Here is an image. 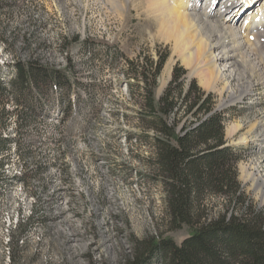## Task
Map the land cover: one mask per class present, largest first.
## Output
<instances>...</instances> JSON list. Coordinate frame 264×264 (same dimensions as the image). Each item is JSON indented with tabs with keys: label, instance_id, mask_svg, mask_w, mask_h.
<instances>
[{
	"label": "rangeland",
	"instance_id": "374dc122",
	"mask_svg": "<svg viewBox=\"0 0 264 264\" xmlns=\"http://www.w3.org/2000/svg\"><path fill=\"white\" fill-rule=\"evenodd\" d=\"M142 1L0 0V81L13 76L11 64L27 60L69 79L67 87L32 92L31 101L0 95V139L10 140L0 148V264H124L134 241L153 236L179 245L189 236L186 226L169 227L165 192L152 166L154 134L139 120L144 83L134 75L144 68L152 84L164 54L156 99L175 67L185 71L181 96L173 90L178 99L168 123L177 121V130L197 124L202 115L188 113L183 101L194 82L226 118L225 145L240 155L244 205L264 217L262 189L244 178L251 172L264 181V138L239 142L250 124L264 128V87L258 82L236 103L204 87L158 38L154 17L138 6ZM253 37L264 47V29L247 37L251 44ZM233 124L240 129L227 135Z\"/></svg>",
	"mask_w": 264,
	"mask_h": 264
},
{
	"label": "trees",
	"instance_id": "16d2710c",
	"mask_svg": "<svg viewBox=\"0 0 264 264\" xmlns=\"http://www.w3.org/2000/svg\"><path fill=\"white\" fill-rule=\"evenodd\" d=\"M166 58L167 54L160 55L155 63L152 84L146 69L134 75L144 83L139 120L154 134L152 166L165 192L169 227L186 226L190 234L179 245L153 236L134 241L133 255L124 264H264V217L244 205L236 173L240 155L225 145L226 118L191 82L183 101L188 103V113L202 116L194 126L179 130L177 121L168 123L182 93L180 79L185 71L175 67L171 83L156 99L155 79ZM9 68L13 76L6 84L0 81V95L10 101H31L36 90L69 86L62 72L36 60L17 61ZM9 143L8 138L0 139V148Z\"/></svg>",
	"mask_w": 264,
	"mask_h": 264
},
{
	"label": "bare ground",
	"instance_id": "6f19581e",
	"mask_svg": "<svg viewBox=\"0 0 264 264\" xmlns=\"http://www.w3.org/2000/svg\"><path fill=\"white\" fill-rule=\"evenodd\" d=\"M236 1L221 4L216 0H143L138 4L154 17L151 18L158 38L172 45V56L190 68V76H198L204 87L226 94L229 103L251 94L258 82L264 87L262 40L253 37L251 44L247 39L251 33L264 29V0L262 4L256 0L257 10L244 13L241 22L235 19L241 12L234 7ZM173 64L171 57L164 66L160 90L169 79ZM227 79L237 83L238 89L233 90ZM239 129L233 124L226 128V134L232 136ZM259 138H264V128H259L258 123L250 124L239 142ZM244 178L264 193L263 180L251 172Z\"/></svg>",
	"mask_w": 264,
	"mask_h": 264
}]
</instances>
